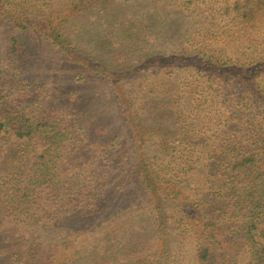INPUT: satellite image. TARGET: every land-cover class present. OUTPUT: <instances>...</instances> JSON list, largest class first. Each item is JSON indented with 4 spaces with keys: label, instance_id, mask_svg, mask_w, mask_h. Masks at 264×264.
Listing matches in <instances>:
<instances>
[{
    "label": "rangeland",
    "instance_id": "374dc122",
    "mask_svg": "<svg viewBox=\"0 0 264 264\" xmlns=\"http://www.w3.org/2000/svg\"><path fill=\"white\" fill-rule=\"evenodd\" d=\"M23 1L11 3L37 29L0 24V115L46 128L0 133V264H198L173 194L136 171L143 162L164 195L178 182L190 203L208 199L209 156L225 133L246 138L258 111L232 106L233 83L209 62L264 60V0ZM46 148L36 173L51 181L26 198L23 175ZM222 242L226 264L247 263Z\"/></svg>",
    "mask_w": 264,
    "mask_h": 264
},
{
    "label": "trees",
    "instance_id": "16d2710c",
    "mask_svg": "<svg viewBox=\"0 0 264 264\" xmlns=\"http://www.w3.org/2000/svg\"><path fill=\"white\" fill-rule=\"evenodd\" d=\"M34 1L24 0L23 7H27ZM21 15L22 13L19 12L16 5L11 3V0H0V24L4 28L10 29V31H14L16 28L20 31L22 29H37L35 23L26 21ZM36 25L40 27V25ZM53 31L47 38L50 44L58 45V49L67 52L65 40L61 39L60 34L55 36ZM53 39H58V41ZM10 41L13 50H16V45H20L17 38L11 36ZM214 61L209 63L218 66V70L221 71L219 77L224 78L222 80L226 83H233L232 93L236 98H232L234 99L232 106L248 108L257 105L258 111L253 114V118H247L250 131L246 132V138L242 139V136H231V134L225 133L224 149L218 156L215 153H213L214 156H209L210 163L207 165L209 167L207 186L209 187L205 194L208 199L196 198L190 203L187 197L188 193L180 190L182 187L178 182H175L174 190L164 195V192L157 188L152 173L143 162L142 164L138 163L136 175L144 187L148 186L150 191L154 189L160 198L173 194L172 200L179 207L180 220L184 225L189 226L182 229V225L178 224V227L174 229L178 230L180 227V230L185 231L184 234L192 233L195 237L198 264H215L216 259H220L219 261L222 262L218 264L230 263L232 258L228 259L230 255L223 248V239L227 240L230 245L235 244L245 252L248 259L246 264H264V242L262 241L264 239V84L258 78L262 74L264 60L252 63L223 62L221 65ZM230 100L225 99L226 102ZM242 116L248 117V114H242ZM6 128L17 137L35 136L39 130L46 128V124L38 122L27 126L13 125L9 116L0 115V133ZM50 129L49 139H57L58 134L52 132V127ZM50 149L46 148L39 156H35L36 160L30 164L29 170L31 171H28L31 173L30 176L23 175L24 178L29 177L22 188L26 198L29 197L33 189L29 188V185L38 182L42 185L51 181V177L44 172L36 173L45 167L44 154ZM23 156L24 152L21 157ZM25 160L26 156L16 160L13 168L16 170L18 168L16 162L21 164L25 163ZM14 173L17 174V172ZM18 175L21 174L18 173ZM38 186L40 185L35 187ZM203 208L205 212L201 211Z\"/></svg>",
    "mask_w": 264,
    "mask_h": 264
}]
</instances>
